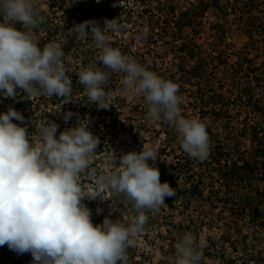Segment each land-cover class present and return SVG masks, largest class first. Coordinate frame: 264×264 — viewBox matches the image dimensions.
I'll return each mask as SVG.
<instances>
[{
	"label": "rangeland",
	"instance_id": "1",
	"mask_svg": "<svg viewBox=\"0 0 264 264\" xmlns=\"http://www.w3.org/2000/svg\"><path fill=\"white\" fill-rule=\"evenodd\" d=\"M33 2L50 18L34 42L40 48L61 46L75 100L64 103L17 89L15 98L0 94V113L9 107L21 112L25 120L13 123L27 128L32 143L41 141L46 121L59 125L58 137L87 118L100 144L79 182L86 197L99 192L103 199L82 201L94 225L109 216L128 226L137 215L123 195L99 190L92 179L116 171L124 153L151 147L157 160L148 163L158 168L161 183L175 190L158 211L146 210L144 231L134 238L126 264H171L186 233L202 250L200 264H264V0ZM113 19L116 27L105 31L108 44L179 85L181 115L206 125L207 158H190L174 126L150 120L144 98L122 92L124 73H112L105 88L109 109L87 101L77 73L111 70L100 63L93 35L82 38L73 26L93 20L103 28ZM67 111L74 115L65 122ZM0 264H33V259L4 245Z\"/></svg>",
	"mask_w": 264,
	"mask_h": 264
},
{
	"label": "clouds",
	"instance_id": "2",
	"mask_svg": "<svg viewBox=\"0 0 264 264\" xmlns=\"http://www.w3.org/2000/svg\"><path fill=\"white\" fill-rule=\"evenodd\" d=\"M0 94L15 98L17 89L28 95L39 94L73 100V84L65 68L59 44L40 48L32 31L44 22L33 0H0ZM21 24L26 31L16 28ZM80 37L90 32L99 61L111 72L97 67L77 73L89 103L109 109L105 91L112 73H124L122 92L138 94L147 105V116L174 126L181 137V148L190 158L203 160L210 150L206 125L181 115L183 98L179 85L165 80L146 66L108 44L105 31L115 28V19L101 28L86 20L73 26ZM74 115L64 113L65 122ZM21 112L9 107L0 113V246L19 254L30 253L33 264H126L127 251L134 238L144 231L146 210L156 212L166 197L175 196L168 182L161 183L156 153L149 146L115 157L117 170L92 176L101 191L123 195L137 215L125 226L119 219L105 216L93 224L92 213L82 201L101 198L99 192L85 196L79 177L100 144L89 130V121L59 132V125L46 121L40 129L41 141L32 143ZM103 200V199H102ZM171 264H200L202 250L195 237L186 233L175 245Z\"/></svg>",
	"mask_w": 264,
	"mask_h": 264
},
{
	"label": "trees",
	"instance_id": "3",
	"mask_svg": "<svg viewBox=\"0 0 264 264\" xmlns=\"http://www.w3.org/2000/svg\"><path fill=\"white\" fill-rule=\"evenodd\" d=\"M49 8H50V9H53V6H52V5H49ZM38 11H39L40 15H42V16L44 17V22L41 23V24L39 25L38 28H34V29H32V31H33L35 34L38 33V29L46 27L47 24H49V21H50L49 16H48L44 11H41V10H38ZM0 22H3V15H2V14H0ZM17 25L19 26L18 29H22L23 31H26V30H27V29H25V28H24L21 24H19V23H16L14 26L16 27ZM220 155H221V154H220ZM216 161L218 162V161H220V160L217 159ZM244 164H246V162H244ZM246 165H248V164H246Z\"/></svg>",
	"mask_w": 264,
	"mask_h": 264
}]
</instances>
